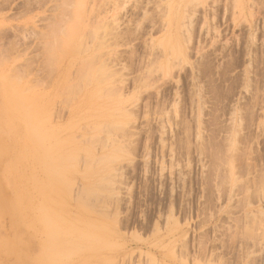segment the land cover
<instances>
[{
    "label": "rangeland",
    "instance_id": "obj_1",
    "mask_svg": "<svg viewBox=\"0 0 264 264\" xmlns=\"http://www.w3.org/2000/svg\"><path fill=\"white\" fill-rule=\"evenodd\" d=\"M51 257L264 264V0H0V264Z\"/></svg>",
    "mask_w": 264,
    "mask_h": 264
},
{
    "label": "bare ground",
    "instance_id": "obj_2",
    "mask_svg": "<svg viewBox=\"0 0 264 264\" xmlns=\"http://www.w3.org/2000/svg\"><path fill=\"white\" fill-rule=\"evenodd\" d=\"M78 7H79V5H78ZM80 9H81V8H80ZM80 9H79V10H80ZM74 11H76V10H74ZM77 12H78V10H77ZM75 14H76V12L74 13V16H75V18H76V19L74 18V20L76 21V22H75L76 25H75V24H74V25H75L76 27H79L80 24H78V25H79V26H78L77 23H80V22H79V21L77 22V19H78L77 17H78V14L80 15V13H77V15H75ZM76 16H77V17H76ZM72 19H73V17H72ZM74 20H72V21H74ZM78 20H79V19H78ZM72 21H70V22H72ZM74 25H73V28L75 27ZM67 27H68V29H70V23H69V25H68ZM71 30H72V29H71ZM75 30H76V28H75ZM78 30H79V29H77V33H78ZM73 31H74V30H73ZM74 32H75V31H74ZM70 33H72V31H71ZM61 34H64L63 37L66 36L65 41H64L66 47L63 45L64 48H63V49H60V50H62V52L64 51L63 53H65V51H67V50H68V52H71V50H69V49L72 48V45H70V43L72 44V42H74L73 44H75V41H72V40H71L72 38H73V40H74L75 36H74V37H71L70 40H71L72 42L69 40L70 43H68L69 41L66 42V40H68L69 36H67L66 32L63 30V32H61ZM79 34H80V33H79ZM75 35H76V33H75ZM76 37H77V36H76ZM76 39H77V38H76ZM76 39H75V40H76ZM59 40H60V39H59ZM62 42H63V41H62ZM62 42H60V44H62ZM68 44H69V46H71V48L69 47V49H67V48H68V47H67ZM168 44H169V41L166 43V45H168ZM56 45H57V44H56ZM56 45H55V46H56ZM56 47H58V46H56ZM60 47H61V46H60ZM60 47H59V48H60ZM79 48H80V47H79ZM66 49H67V50H66ZM57 50H59V49H57ZM60 50H59V51H60ZM66 54H67V53H66ZM89 71H90V70H89ZM92 72H93V71H92ZM87 74H88V76H89V75H92V74H89V73H87ZM95 74H97V72H96ZM99 75H100V74H99ZM99 77H100V76H99ZM97 78H98V76H97ZM87 79H88V78H87ZM88 80H90V79H88ZM96 80H97V79H96ZM99 82H101V81H99ZM99 82H98V83H99ZM102 92H105V91H102ZM97 94H98V93H97ZM101 95H102V94H101ZM99 97H100V96H99ZM41 136H42V138H43L44 134L41 135ZM58 160H59V159H58ZM44 161H46V160H44ZM44 163H45V162H44ZM20 164H21V163H20ZM55 165H56V164H55ZM46 167H47V165H46ZM57 168H58V167H56V169H57ZM57 176H58V173H57ZM57 178H59V177H57ZM60 179H61V178H59V180H60ZM60 181H63V180H60ZM95 191H96V190H95ZM88 192H89V191H88ZM49 218H50V217H49ZM47 220H49V219H47ZM47 220H45V222H46ZM48 222H49V221H47V224H48ZM50 225H51V224H50ZM46 227H47V225H46ZM48 227H49V226H48ZM57 227H58V225H57L55 228H57ZM58 228H59V227H58ZM55 230H57V229H55ZM75 230H76V229H75ZM48 231H49V230H48ZM57 231H58V230H57ZM61 231H62V230H61ZM61 231H60V232H61ZM66 232H67V231H66ZM51 233H52V232H51ZM58 233H59V232H58ZM63 233H64V231H63ZM67 233H68V232H67ZM70 233H71V232H70ZM70 233H68V234H70ZM48 234H49V233H48ZM50 235H51V234H50ZM80 235H81V234H80ZM80 235H78V236L81 237ZM48 236H49V235H48ZM59 236H60V235H59ZM85 236H86V235H85ZM82 237L84 238V236H82ZM47 239H49V238H47ZM85 239H86V238H85ZM88 240H89V238H88ZM80 241H81V240H80ZM82 241H84V240H82ZM97 241H98V240H97ZM97 241H96V243H97ZM99 241H100V240H99ZM99 241H98V242H99ZM52 242H53V241H52ZM65 243H66V242H65ZM79 243H80V242H79ZM79 243H78V244H79ZM99 243H100V242H99ZM82 244H83V243H82ZM50 245H51V244H50ZM76 245H77V244H76ZM76 245L74 244V249H73V247H72L73 251H75V248H76L75 246H76ZM94 245H99V244L97 243V244H94ZM54 246H56V245L54 244ZM54 246L51 245V248H52V249H50V251H51V252H55V251H57V252H55V255H58V252H59V251H58V250H54V249L57 248V247L55 248ZM77 246H78V245H77ZM46 247H47V246H46ZM96 247H97V246H96ZM48 248H49V247H48ZM68 249H69V251H71V253H72V250H71L69 247H68ZM77 249H78V248H77ZM77 249H76V251H77ZM64 251H65V250H64ZM62 252H63V251L61 250V253H62ZM67 252H68V251H67ZM67 252H64V254L67 253ZM77 252H78V251H77ZM59 253H60V252H59ZM61 253H60V254H61ZM71 253L68 255L69 257L71 256ZM64 254H63V255H64ZM66 257H67V254H65V256H64L63 258L65 259ZM69 257H68V258H69ZM66 259H67V258H66ZM49 260H51V261H48L49 264H58L57 262L60 261V260H56L55 257H51ZM62 261H63V260H61V263H62Z\"/></svg>",
    "mask_w": 264,
    "mask_h": 264
}]
</instances>
